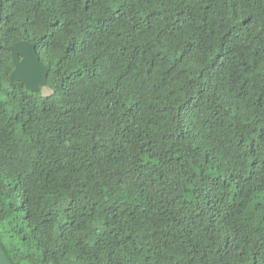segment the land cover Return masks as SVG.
Here are the masks:
<instances>
[{
	"label": "trees",
	"instance_id": "trees-1",
	"mask_svg": "<svg viewBox=\"0 0 264 264\" xmlns=\"http://www.w3.org/2000/svg\"><path fill=\"white\" fill-rule=\"evenodd\" d=\"M0 44L15 264H264V0H0Z\"/></svg>",
	"mask_w": 264,
	"mask_h": 264
},
{
	"label": "water",
	"instance_id": "water-1",
	"mask_svg": "<svg viewBox=\"0 0 264 264\" xmlns=\"http://www.w3.org/2000/svg\"><path fill=\"white\" fill-rule=\"evenodd\" d=\"M2 46L0 44V50ZM11 53L15 70L10 80H20L28 90L35 91L38 85H44L48 74V68L38 59L35 46L32 43L22 41L8 47ZM0 264H15L10 258L6 248L0 242Z\"/></svg>",
	"mask_w": 264,
	"mask_h": 264
}]
</instances>
